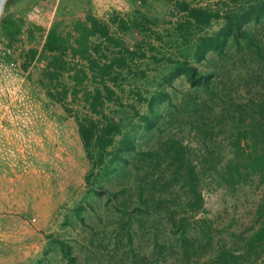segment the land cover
Instances as JSON below:
<instances>
[{
    "label": "rangeland",
    "instance_id": "374dc122",
    "mask_svg": "<svg viewBox=\"0 0 264 264\" xmlns=\"http://www.w3.org/2000/svg\"><path fill=\"white\" fill-rule=\"evenodd\" d=\"M255 1L23 0L5 7L0 264H65L52 238L67 242L81 264H194L214 256L215 239L258 226L264 183L255 175L228 186L215 168L232 155L239 119L232 102L264 93V68L247 48L195 55ZM194 9L202 12L198 21ZM255 31L264 45V22ZM180 62L211 73L206 86L194 88L183 73L167 83ZM243 117L258 120L248 109ZM125 139L129 150L121 149ZM171 141L195 165L202 195L195 212L184 211L190 186L184 169L174 175ZM90 167L96 190L84 180ZM141 189L142 206L135 204ZM168 209L186 214L192 233L198 218L207 219L212 238L196 235L185 255L160 215Z\"/></svg>",
    "mask_w": 264,
    "mask_h": 264
},
{
    "label": "trees",
    "instance_id": "16d2710c",
    "mask_svg": "<svg viewBox=\"0 0 264 264\" xmlns=\"http://www.w3.org/2000/svg\"><path fill=\"white\" fill-rule=\"evenodd\" d=\"M197 12L202 13L201 10L194 9L190 11V15L198 21L199 15ZM262 22H264V0H256L254 4L247 6L239 13H235L232 17L227 19L225 25L218 30L213 38L208 41H201L198 49L195 51L197 59L205 56L206 51L210 49L216 51V53H221L223 50L230 47H234L237 51L247 48L255 54L257 60L264 68V45L261 43V38L255 31L256 26ZM5 24L8 27L13 25V29L16 32L19 31V25L12 20H6ZM182 73L186 75L194 88L199 87L200 84L206 86L208 77L211 75V73L199 71L194 64L180 62L177 67L172 69L169 77L166 78V82L171 84L173 79ZM208 90L217 92V89L214 87ZM263 94L253 95L246 102H232V105L235 107L234 112L239 118L233 126L232 131V155L226 159L221 166L215 168L219 177L223 176L224 180H228V186L245 183L250 176L255 175L264 183ZM153 104L154 101L150 103L151 110H153ZM246 109L250 110L252 114H257L258 120L252 117V120L249 119L247 122L243 117ZM255 129L256 132H254ZM79 135L84 146L85 154L91 159L92 157L87 149V135L82 128L79 129ZM130 146L131 141L125 139L121 149L129 150ZM171 149L172 160H177L178 162L174 175H176L177 169H184L182 174V178H184L183 184H189L190 186L187 189L186 199L182 203L189 208L186 209L185 207L184 211L195 212L202 206V195L196 190L195 180L197 177L194 170L195 165L192 163L187 152L181 151V146L176 141H171ZM154 152L155 151L148 150L143 154L153 159ZM118 155L120 156V154ZM92 173L93 168L90 167L84 176V180L91 189L96 190L95 186L88 181ZM115 203L119 204L117 202ZM142 203L141 189L139 190L138 202L135 204L142 206ZM149 207L150 206L147 205V208ZM256 213L259 224L249 234L243 235L240 233L232 237L230 241H227L223 237L215 239L216 251L214 256L204 261H194V264H254L259 259L262 261V264H264V200L258 205ZM160 215L169 224L171 232L176 235L175 239L178 240V242L180 241L185 255H187L190 248L193 249L195 247V242L197 240L196 235L206 237V241L213 236L210 222L203 217L196 220L194 225L195 232L192 233L188 227V216L186 214L177 216L173 210L168 209ZM48 238H52V235H48ZM51 240L59 244L62 254L66 259L65 264H81L76 260L71 246L67 242L54 238Z\"/></svg>",
    "mask_w": 264,
    "mask_h": 264
},
{
    "label": "water",
    "instance_id": "95a60500",
    "mask_svg": "<svg viewBox=\"0 0 264 264\" xmlns=\"http://www.w3.org/2000/svg\"><path fill=\"white\" fill-rule=\"evenodd\" d=\"M23 0H0V17L5 9L6 6L10 5L13 6L22 2Z\"/></svg>",
    "mask_w": 264,
    "mask_h": 264
},
{
    "label": "built area",
    "instance_id": "2783aa9c",
    "mask_svg": "<svg viewBox=\"0 0 264 264\" xmlns=\"http://www.w3.org/2000/svg\"><path fill=\"white\" fill-rule=\"evenodd\" d=\"M7 54H11V50H10V49L7 50ZM13 63H14V62H13L12 60L9 61V64H10L11 66L13 65Z\"/></svg>",
    "mask_w": 264,
    "mask_h": 264
}]
</instances>
